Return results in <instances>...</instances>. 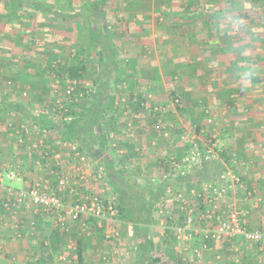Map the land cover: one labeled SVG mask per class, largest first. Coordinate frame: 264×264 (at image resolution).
I'll return each mask as SVG.
<instances>
[{
	"label": "rangeland",
	"instance_id": "374dc122",
	"mask_svg": "<svg viewBox=\"0 0 264 264\" xmlns=\"http://www.w3.org/2000/svg\"><path fill=\"white\" fill-rule=\"evenodd\" d=\"M130 1L132 0H114L108 7L106 23L104 21L102 22V24L107 26L112 33V40L108 47H111L110 44H113L112 46L119 54V66L122 65L120 70L114 71L110 76L112 81L111 90L109 91L110 94L107 98L109 109L103 122V126L108 128L109 116L113 115L115 117L117 131L112 132L113 136L109 139L107 153L119 161V164L129 172L131 178L136 179V183L132 182L130 184V193L131 201L136 208H139L140 205L142 206L143 203H146V201L150 199L151 195L146 188L141 189L138 186L139 183L143 184L145 187V184H148V181H154V183H157V179L162 178L164 173H169L168 171L166 172L164 168L158 166L157 160H163L165 158L168 160L169 157L175 155V152L179 151L182 153L188 149L187 143L185 144V142H182L181 137L185 135L186 141L188 142L189 136L191 137V135L197 132V127H202L203 125H206L203 128L207 127L206 119H208V114L209 116L211 114L209 111L208 114L204 111V114L202 113V110L207 107L210 111L213 110V112H217L216 116H210L212 123L214 124L211 125L214 126L213 128L218 127V124L224 122V120H222L223 117L224 119L229 118V114L235 115L236 111L227 108L226 112L222 113L223 109L222 107H219L217 101H207V98L204 100L201 99L199 95L202 91L199 92L198 90H195V88L198 89L197 84L194 85L191 82L183 83L178 79L172 81L169 86L172 88L175 87L174 90L176 89L175 91L178 93L181 92L179 90V85H181V88H190L191 91L189 98L185 91H182L184 96L181 97V95H179L182 100L180 101V105L173 104V98L169 93L170 90L167 89L164 91L162 86V91H159L157 94H153L151 89H147L145 85H140L143 87L142 89H134L136 83L132 85L130 80L131 68L130 61H127L129 60V54L126 49H131V47L137 48V51L145 49L144 53H148L151 49L150 45L147 49V45L144 47L141 46L146 40L147 43L149 42V44H151L150 42L152 41H150V39H152L154 40V44L164 43L169 45V52L172 54L177 51L175 45H181L182 48H184V43L181 42L178 44L179 39H175L174 37L170 38V41L163 40L162 34L168 29H173V27L168 25L161 16L154 13L153 0H139L136 4H130ZM124 29H127L126 31L129 29V32H125ZM61 31V33H68L66 35H68L72 41L71 47L67 46L63 51H59V55H62L60 56L59 61V69L61 72H65L66 67L69 65L70 58L73 57V51L71 50L74 49V45H81V47L88 49L87 55L90 60V66L86 75L83 78H80L76 84L75 93L77 95L81 93V97L77 102H67V110L57 112L53 118L55 121H64V117L67 115L66 113L70 111L68 104H70V106L72 105L73 109L77 106L81 107L88 105L91 100V94L88 95L87 91L89 89H96L99 70L98 59L99 57L102 59L104 54H101V47L96 46L95 43L92 42L91 37L85 31H83L81 35H78L75 31ZM61 33L59 35H61ZM226 36L230 37V35ZM39 39L40 41H43V36H41V38L39 37ZM62 52L64 54H62ZM206 57L208 62L205 63V65H213V59L209 60L212 58V54L206 53L203 59ZM217 58L219 59V57ZM41 59L43 60L44 58ZM218 59L217 61H214L217 63L220 62V59ZM256 65L257 62L251 66L253 67ZM41 68L45 69L43 67ZM172 68L173 67H171V69ZM254 68H252V72L249 73V75H254V73L257 72ZM202 69V78H208V74H210L208 72L212 71V68L203 67ZM167 70H169V68ZM121 72L124 75H120ZM169 73L171 76L175 75L174 72ZM42 75L43 73H41L39 77L46 76L48 81L44 78L42 83L37 85V92H39V95L41 93L45 96V99H37L33 95H30V87L27 85L16 86V84H10L11 82L2 85L3 80H1L0 89L2 88L3 90L5 89L7 93H12L14 95V101H17L23 110L30 111V113L34 115L39 113V111L44 110L47 106L53 105L56 100L60 102L65 100L64 87L67 85V80L56 78L59 80L58 83H56V81L51 79V75ZM262 83L263 82L260 84L262 85ZM199 85L204 86L203 83H200ZM207 85H209V81H207ZM242 86L243 88H247L245 85ZM238 88L242 87L239 86ZM257 92L258 91L256 90L255 93ZM253 97V99H256L255 96ZM194 98L196 99L195 101ZM35 100H37L38 103H35ZM238 101L243 105L248 104L246 101ZM253 101L262 104L260 105L261 108L257 109V112L253 111L254 115L258 117L259 120L264 119V99H261L260 101L256 99ZM155 111H161V114L159 113L160 116L154 121L152 112ZM1 112L0 117L3 118ZM4 113H6L7 117L10 116L12 121H16L15 124H18V126L21 122L27 124L26 126H33L29 123V119L24 120L19 117L21 115L20 112L7 110V112ZM155 124L164 125L169 129V137H161L159 132L154 128ZM44 130L45 129H43L42 132L39 130V132L33 131L32 133H29L23 142L26 143V145L20 147L18 145L19 148L16 146L17 144H13L14 140L11 141L6 150L2 148V144L4 142V131H7V129L4 127L0 130L3 131V134L0 132V137H2L0 139V173H2L3 170L5 173L11 166H19L20 171L19 168L16 171L17 177L21 178V176H23V179L27 181L22 188L34 185L35 183L42 181V179H46L50 184H54L56 182L54 181L56 175L62 174L63 176H66L68 185L58 192L60 196L63 195L66 199L70 198L72 199L71 201H75L79 195H73L74 192L72 193V190H85L88 194L98 195L101 198L107 197L108 199H112L113 203H116V193L113 191L112 186L107 179L97 178V180H93L91 177L89 183H83L77 180L78 182H76V186L73 184L69 186L70 181L73 178L72 171L76 166L81 165L84 171L89 169V171L93 173L97 172L100 164H98V160L90 158L80 151L77 153L78 155L76 154L77 156L74 155L73 152H70L71 154H69L68 148L62 145V143H64L63 141L57 140L55 142V144H57V151L54 152L52 158L46 164H42L39 157H35L34 162H31L30 152H28L29 144L38 143L40 144V147H42L48 140L51 142L50 134ZM140 130H143V133ZM120 138L122 140L121 143H126V146L121 145ZM199 138L201 139V137ZM136 145L138 146V149L135 152L133 148H135ZM133 150L134 152H132ZM172 174L170 173V175ZM3 182L10 186L16 185L14 181L11 182L6 177ZM174 188L175 187L171 185L166 186L165 196L162 201L157 204V210L154 212L153 222L149 232L154 243L152 254L154 256H159L162 264H178L179 259L181 260L182 258L192 257V251L195 248L201 249V255L203 257L205 251L208 249V247H206V250H203L202 242L200 241L193 245V249L189 250L191 245L190 248L187 246V243H189L188 241L178 239L174 233L172 235H166L164 228L166 215L173 214L175 218L179 217L178 211L180 209V204H178L179 201L177 200ZM79 194H81V192ZM73 196L76 197L73 198ZM2 199V193L0 192V264H41L40 258H37L39 257V247H35L39 246L38 243L42 238L41 234H38L40 230L42 231V227H48L49 233L55 235L54 243H49V240H47L48 244L45 248L47 251L46 257L52 258L51 260L53 262L51 264H76L74 261L75 250L74 252L70 250L72 248H68V245H73V242L75 243V239L77 238H81L85 242V253L88 251L91 252L89 255V263L91 264H132L133 260H135L141 253L139 251V240L132 234L131 225L127 226L122 224V222L117 221H112L109 224L104 223L101 226L103 232L100 230L102 232L100 234L94 232L92 224H94L95 221L91 219L90 223L89 218L86 226H80L77 230H74L75 224L68 219H65L63 224L60 225L53 217L44 212L38 213L39 215L37 218H34V214L27 212L26 209L21 207L5 210L1 206ZM160 203L163 205L161 204L160 206ZM240 208H243L244 211L248 209L246 207ZM141 211L143 210L141 209ZM33 219L36 221L35 227L33 229L24 228V226L27 227L29 221ZM113 220L115 219L113 218ZM46 222H48L49 225H47ZM72 226L74 228H72ZM106 230L108 231L105 232ZM98 234L101 238L97 236ZM106 234L108 236L105 237ZM172 236L174 237L173 239L171 238ZM6 238L7 240L14 241L11 249L5 245L4 241H6ZM21 238H24L29 242L25 244V242L22 241L24 246H19V242L17 241H20ZM31 241H35L36 243L31 245ZM43 241L44 240H42V242ZM211 248L212 249L209 253H214L215 249L216 252L218 250L214 246H211ZM237 250L239 251V249ZM12 251L14 253H12ZM237 252L232 253L237 254ZM103 254L107 255L104 260L102 259V256H104ZM211 259L212 258L210 257L209 260ZM214 259L215 256L212 259L213 261H211L217 264V261H214ZM100 260H103V262H100ZM86 263L88 264L87 260Z\"/></svg>",
	"mask_w": 264,
	"mask_h": 264
},
{
	"label": "trees",
	"instance_id": "16d2710c",
	"mask_svg": "<svg viewBox=\"0 0 264 264\" xmlns=\"http://www.w3.org/2000/svg\"><path fill=\"white\" fill-rule=\"evenodd\" d=\"M114 0H0V83H8L9 75L6 67L11 62L16 61L9 57L8 53H3V47L8 42L5 40L10 37L19 39L20 49L13 53L14 55L25 56L32 53L33 48L37 46L47 47L46 43H51L50 57L60 58L56 42L59 37L68 33L63 31H75L81 35L85 31L96 46L101 47L102 59H98V84L96 89H90L91 100L86 106H77L73 109L68 104L70 116L68 121H55L51 117L33 118L37 119V126L44 128L51 138L45 145L37 149H29L30 160L33 163L35 157H39L42 164H46L57 151V140L74 143L78 151L86 156L98 160L99 166L103 168L104 179H107L113 191L116 193L117 201L113 208L116 210L115 218L122 224H130L133 235L139 240V251L141 252L132 264H155L160 262L159 256L152 254L154 243L150 236V227L153 222L154 212L157 210V204L162 201L165 194L166 184L161 180L157 183L148 181V184L139 183L141 189L149 190L150 199L136 208L131 201L130 184L136 183V179L131 178L129 172L124 169L119 161L107 153L109 148V139L112 132H116V119L113 115L109 116V127L103 126V122L109 109L107 98L111 90L110 76L114 71L120 70L118 54L115 48L110 44L112 33L102 22L106 23L108 7ZM139 0H132L130 4H136ZM153 11L161 16L165 22L181 33H177L182 41L189 44L195 42V29L198 32L203 31L202 37L204 49L200 53L216 54L234 53L235 64L239 63L238 72L251 73L253 61L262 60L264 62V0H153ZM104 25V26H103ZM189 29H193L190 32ZM221 29H228L226 32ZM127 29H124L125 32ZM61 33V35H59ZM219 34L220 40H211ZM229 34L230 37L226 35ZM36 35L43 41L38 39ZM210 40V41H209ZM24 41V42H23ZM220 42V43H219ZM200 43V41H199ZM32 45V49L25 50L24 45ZM5 45V46H4ZM9 45V44H8ZM43 45V46H42ZM54 45V46H53ZM227 45V46H226ZM226 46V47H225ZM225 47V48H224ZM40 48V47H38ZM228 50V51H226ZM245 51L242 53V51ZM88 49L81 45H74L69 65L64 73L59 69L60 62L55 65L49 63L47 69H42L43 75L57 76L65 80H79L89 71L90 60L87 55ZM217 51V52H216ZM28 52V53H26ZM26 53V54H25ZM71 54V53H70ZM211 58V59H212ZM6 60L7 62H3ZM216 60V59H215ZM243 62L249 65H244ZM6 64V65H5ZM12 65V64H11ZM14 66V65H13ZM16 68V67H15ZM18 71V69H16ZM235 69H231L230 71ZM12 71H15L13 68ZM20 72V71H19ZM264 75V69H261ZM239 74V73H238ZM251 81L256 82L257 72L250 74ZM6 77H8L6 79ZM4 90L0 89V103L15 108L4 97ZM170 95L174 99L181 98L184 93L170 90ZM166 104V103H165ZM169 106V105H168ZM54 104L44 108L49 113L52 112ZM170 109V108H169ZM161 111L152 112L154 121L160 116ZM204 113V110H202ZM205 114V113H204ZM34 122V121H33ZM159 132V131H158ZM159 135L162 137L161 132ZM51 144H50V143ZM187 148V146H186ZM106 152V153H105ZM108 154V155H107ZM183 152H175V159L179 160ZM161 158V157H160ZM170 158V157H169ZM223 160L229 163L231 158L223 155ZM157 164L160 168L166 169L170 166V160L158 159ZM225 168L223 163L216 160L204 159L200 165L191 167L187 175L181 176L179 180L189 187L200 189L202 184H207L215 178L216 174L222 172ZM156 182V181H155ZM171 182H169L170 184ZM199 191V190H198ZM82 193V192H81ZM85 195V193H83ZM92 195V194H88ZM145 204V205H144ZM203 210V206L200 207ZM141 209L143 211H141ZM180 220L184 214L178 211ZM94 220V219H92ZM216 218L214 222H216ZM95 221V220H94ZM181 222V221H180ZM176 221L173 214L165 217L166 235H172V225L180 223ZM174 238L173 236L171 237ZM171 239V240H172ZM85 245L81 238L75 239V262H83L85 254Z\"/></svg>",
	"mask_w": 264,
	"mask_h": 264
},
{
	"label": "crops",
	"instance_id": "0c3cea01",
	"mask_svg": "<svg viewBox=\"0 0 264 264\" xmlns=\"http://www.w3.org/2000/svg\"><path fill=\"white\" fill-rule=\"evenodd\" d=\"M227 30L228 29H221V31L223 32L224 31L226 32ZM181 31L176 30L174 28L173 29L171 28V30L168 29L165 32L163 31L164 33L162 34V36H163L164 41L166 40L170 41L171 40L170 38L174 37L175 39H179L178 44H180L181 42L184 43L183 45L184 48H182L181 45L179 46L175 45L177 47L176 48L177 51L172 54L171 52H169V48H170L169 45L164 44V43L154 44V40L152 39H150V41H152L150 42L151 44H149V42L147 43L146 42L147 40H146L145 43L143 42V45L141 46V47H144L145 45H147L146 46V49H147L149 48L148 46L150 45L151 49L150 51H148V53H144L145 49H142L141 51L140 50L137 51L138 49L133 48V47H131V49H126L129 54V60L127 61H130L131 71L130 70L129 71L131 72L130 74L131 83L132 85L136 83V85H134L135 86L134 89H142L143 87H141L140 85H145L147 89L148 88L151 89L153 94L154 93L157 94L159 91H162L161 86L164 91H166L167 89L174 90L175 87L172 88L169 85L172 83V81H176L177 79L183 83L191 82L194 85L196 84L198 85V89L195 88V90H198L199 92L202 91L201 94L199 95L201 99L204 100L207 98V101H212V100L217 101L219 103L218 104L219 107H222L223 109L222 113H225L227 108L233 109L236 111L235 115L229 114V118L224 119L223 117L222 120H224V122L218 124L217 125L218 127L213 128L214 126L209 125L206 128H203L206 126V125L205 126L203 125L202 127L201 126L197 127V132H201L202 130H205V132L203 133L204 135H202L201 137H205V136L214 137V140L217 141L216 151L219 156L217 160L220 162V164L223 163V165L226 168L232 169L235 172V174L240 178V181H242L244 185V189H241L237 186L230 188L229 192L225 194V197H223L221 201L220 200L218 201L217 204L220 208V212L223 213L226 209V206L229 204H234L238 206L239 208L246 207L248 208L246 209L247 227L252 230L258 229L262 231L263 233L262 239L253 244L246 242L240 237H235L229 241H224L221 243H211L209 244V247H208L209 250L208 249L206 250V248H203V250H206L203 257L201 255L200 257L187 258L189 261L188 264H206V262L207 264H211V263L216 264L215 262H212L213 261L212 259L214 258V256H215L214 261H217V264L218 263L219 264H264V119H262L263 121L259 120V118L256 117L253 112V111L257 112V109H260L261 108L260 105H262L259 102L253 101V100L258 99V101H260L261 99L262 100L264 99V75L261 72V69H264V62L262 60H257L256 66H253V67L250 66L251 69L255 67L254 69L257 70V76H258L257 80L258 81L260 80L257 84L256 82L251 81V76L248 73L240 74V72H238V68H240V65L242 64H240V62L235 64L234 60H235L236 54L234 53L227 52L224 54V53L218 52L216 54V58L214 59L212 58L213 65L206 66L205 63L208 62V59L207 57L203 59L206 53L204 54L200 53V51L204 49L203 44H201L203 41V38H201L203 31L198 32V30L196 29L194 30L196 38L193 44H189L187 41H182V38L176 35L178 32L181 33ZM189 31L193 32V29H189ZM220 37L222 38V36L217 34L216 36L211 38V40H220L221 39ZM59 38L61 39L58 42H56V46H55L57 47L58 51H63V49L67 48V46L71 47L72 41L70 40V37L68 35L66 34L65 36L62 35ZM38 39L39 37L36 35V41ZM5 41L8 43L6 46L4 45L5 47H3L2 52L6 54L8 53L10 58L16 60V61L11 62V59H10L8 64L7 65L5 64L6 67H8L7 69L8 73H10L9 75L10 81H8V83L11 82L10 84H13V85L16 84V86L27 85L30 87V91H29L30 95H33L37 99L39 98L45 99L46 98L45 96H43L41 93L39 95V92H37V89H38L37 85L41 84L44 78L46 81H48L45 75H42L45 77H39V75L42 73L41 67L47 69L46 67L49 63L51 64L53 63L52 65H55L57 61H60V58L58 57H56V59L53 57L52 59H49L51 55L49 48L52 47V44L46 43L47 47H49L47 49L43 48L44 47L43 45H42L43 47H41V45L37 46V48H33L32 53L26 52L28 54L25 56V59H22L24 57L22 55L13 56V53L17 52L20 49L19 44L21 43L19 42V39L17 40L16 36L10 37V38L7 37ZM32 45L33 44H30L27 46L25 44L22 48L28 51V49L30 50L32 49ZM116 52L118 54V51ZM244 52L245 51L243 50L242 53ZM62 54L64 53L62 52ZM217 57H219L220 59V62L218 63L215 62L218 59ZM41 58H44V59L42 60ZM117 58L119 60V54ZM212 59H209V60H212ZM3 62L6 63L7 61L4 60ZM253 62L255 63L256 61H253ZM243 63L244 65L246 64V62H243ZM246 65H249V63ZM171 67H173L174 70L173 68L171 69ZM203 67L210 68V69L212 68V71L208 72L210 73L208 74V78L206 77L204 79L202 78V71H203L202 68ZM13 68L15 69V71H12ZM168 68L169 70H167ZM16 69H18V71ZM231 69H235V72H233L234 70L230 71ZM169 72H174L175 75L171 76ZM120 75H124V74L121 72ZM172 77H173V80H172ZM7 78L8 77H6V79ZM56 78L58 77L54 76L53 74L51 79L53 81H56L57 83L59 80ZM207 81H209V85H207ZM261 82H263L262 85L260 84ZM200 83H203L204 86L199 85ZM242 85L247 86V88H243ZM239 86L242 88H238ZM179 90L185 91V93L188 95V98L190 97V93H191L190 88H185V87L181 88V85H179ZM256 90L258 91L257 93H255ZM3 94H4L5 99L11 102V104H15L16 106L15 108H12L8 105L0 103L1 104L0 107H2L0 108V112L3 109V111L1 112V114L3 115V118L0 117V130H2L5 127L8 131V132L4 131V137H3L4 142L2 144V148L6 150L9 147V143H11V141L13 140H14L13 144L15 145L17 144L16 145L17 147L18 145L19 147L22 145H26V143L19 142L17 138V135L19 136L24 131V128H26L27 130L29 129L30 133H32L33 131L39 132V130L42 132L44 128L37 126L36 123L38 120L33 119V118H42V116L38 117L36 114L34 115L31 114L30 111L23 110L20 104H18L17 101H14V95L9 92L7 93L5 89H4ZM253 96H255L256 99H253L254 98ZM195 100L196 99L194 98V101ZM238 100L246 101L248 102V104L243 105L239 103ZM35 103H38V101L35 100ZM53 104L55 105V102ZM7 110L12 111V112L14 111L20 112L21 115L19 117L23 118L24 120L29 119V123L33 125L32 126L33 128L30 126H26L27 124H23L22 122L20 124L21 127L20 125L18 126V124L16 125L15 124L16 121H12V118H10V116L7 117L6 113H4V112H7ZM206 110L209 111L212 116L214 115L216 116L217 112H213V110L210 111L209 108L207 107L204 109V111ZM140 131H142L143 133V130H140ZM0 132L3 134V131H0ZM1 138L2 137H0V139ZM25 138L26 137L24 136V139ZM121 142L122 140L120 141V143ZM121 145L126 146V143H121ZM137 145H138V142H137ZM137 145L135 148H133L135 152L138 149ZM134 150L132 152H134ZM223 155L231 158L229 163L224 162ZM208 160H216V159L211 158ZM99 168H102V167L99 166ZM223 170L219 174H216L215 178L212 179V181H210L209 184H212L214 187H218L220 184L224 183V179L222 177ZM19 171H20V168H19ZM190 172H191L190 170L187 172H184L182 170L175 176H172V177L168 176L167 178L162 177L160 179H157L158 180L157 182L163 180L165 181L164 184L175 187L174 188L175 193L182 192L184 196L188 197L189 200L192 199L195 202V210H194L195 214H198L199 210L201 209L200 208L201 206H203V208L205 209V208H208L209 205L207 203H204L201 198L199 199L197 198L195 200V198L189 197L188 189L194 188V187L193 186L189 187L187 186L186 183L181 182V180H179L181 176L187 175ZM86 173L90 177L89 181H91V177L93 180H97V176L99 175L98 170L97 172L91 173L89 169H86ZM2 175H5L4 170L2 171ZM3 179H5V177ZM99 179H104V175H102V177ZM43 180H46V179H42V181ZM55 180L56 179H54V181ZM89 181H87V183H89ZM14 182L16 184L14 187H22V186H25L27 181L23 179V176H21V178L17 177ZM76 182H78L77 179L72 178L69 186L71 184L76 186ZM169 182L171 183L169 184ZM203 185L204 184L200 186V189H198L199 191L202 189ZM194 189L197 190L196 188ZM251 190H254V193L252 196H248L247 191H251ZM80 192L82 193L79 194ZM72 193L73 195L79 194L80 198L83 197V193L88 195V193H86L85 190L83 191L82 190H72ZM2 197H4L3 193H2ZM75 197L76 196H73V198ZM61 199L64 203L72 202L71 201L72 199L70 198L66 199V197L63 195H61ZM161 204L162 203H160V206ZM178 204H180L179 211L181 210L180 212L184 214L183 210L181 209L180 201ZM240 209H243V208H240ZM26 211L34 214V218H37V216L39 215L29 210H26ZM113 218L115 220H113ZM113 218L112 220L110 219L108 222L106 221L105 224H109L112 221L120 222L115 218V216ZM91 219L93 218H90V221H89L90 223H91ZM176 221L180 222L181 220L179 217H177ZM86 223L84 224V226H86ZM46 224L49 225L48 222H46ZM103 224L104 223L99 225L98 222L95 220L94 224H92L94 232H98L101 234L103 232L101 230L102 229L101 226ZM129 225L130 224H127V226ZM73 226L72 228H74ZM80 226L81 225L79 223H76L75 224L76 229L74 228V230H77V228ZM24 228L28 229L29 225H27V227L24 226ZM41 229L42 231L40 230L38 234H41L42 238L40 239L38 243L39 246L35 247V248L39 247L38 248L39 257H37V255L36 257L38 259L40 258L41 264H51L53 262L51 260L52 258L46 257L47 251L45 250V248L48 244L47 240H49V243H52V244L54 243L55 235L54 234L52 235L51 233H49L48 227H42ZM131 230H132V227H131ZM107 231L108 230H106L105 232ZM131 232L133 234V231ZM97 236L99 237V234ZM106 236L108 235L106 234L105 237ZM42 240L44 241L42 242ZM22 241H24L25 244L29 242L28 240L21 238L20 241H17L19 242V246L23 245ZM200 241L201 240L199 236H192L191 239L188 241L189 243H187V246L189 248L191 245V248L189 250L193 249L192 248L193 245H195V243H199ZM4 242H5V245H7V247H9L10 249H11V246L13 247V243H14L13 240H7L6 238V241ZM35 243H36L35 241L30 242L31 245H34ZM83 243L85 245L84 241ZM211 246L216 247L218 249L217 252L215 249L214 253H209V251H211L212 249ZM237 249H239V251ZM70 250L74 252L75 250L74 242H73V248ZM232 252H237V254H234ZM12 253L14 252L12 251ZM90 253L91 252L88 251L87 253L84 254L83 262L80 264H87L86 260L88 261V264H91L89 263ZM103 255L104 256H102V259L104 260L105 256L107 255L106 254H103ZM210 257L212 258L211 259L212 261L209 260ZM103 260L102 261L100 260V262H103Z\"/></svg>",
	"mask_w": 264,
	"mask_h": 264
},
{
	"label": "built area",
	"instance_id": "2783aa9c",
	"mask_svg": "<svg viewBox=\"0 0 264 264\" xmlns=\"http://www.w3.org/2000/svg\"><path fill=\"white\" fill-rule=\"evenodd\" d=\"M77 80H68L67 85L64 87V101H55L54 108H52L53 113H49L48 110H41L36 115L38 117H55L57 112L61 110H67V102L73 103L77 102L81 97V93L78 95L75 93ZM58 83V82H57ZM90 90V89H89ZM89 90L87 92H89ZM70 97V98H69ZM173 104L180 105V99L176 98L173 100ZM160 110V109H159ZM208 114V111H205ZM211 116V115H210ZM208 114V119H206L207 126L212 125V119ZM70 116H65L64 121H68ZM154 128L161 132L163 138H168L170 135L169 129L164 125L155 124ZM39 130V129H37ZM195 132V131H194ZM205 130L200 133L195 132V134L189 136L188 142L186 141V136H182V142L187 143L188 149L183 152V156L177 160L174 156L169 158L171 165L164 169L166 172L162 176L167 178L172 177L181 172L189 171L193 166L200 165L204 159L215 158L218 159L219 156L216 151L217 141L214 137H201L204 135ZM29 129L24 128V131L18 136L19 142H24V136L27 137L29 134ZM113 134H110L112 138ZM201 137V139L199 138ZM62 145L69 150V154L73 152L74 155L79 153L77 146L74 143L64 142ZM40 147L38 143H30L28 149H37ZM77 151V152H76ZM71 152V153H70ZM78 155V154H77ZM76 155V156H77ZM19 166H11L5 175L0 173V192L3 193L4 197L1 201V206L5 210H10L11 208H23L33 213H46L53 217L60 225L63 224L65 219L76 224L79 223L81 226L87 222L89 218L95 219L99 225L108 222L110 219L116 215V210L113 208L112 199L101 198L98 195H83V197L77 198L75 201L70 203H64L59 195L68 181L66 176L62 174H57L55 177V183L50 184L49 181L43 180L35 183L26 188L14 187L6 185L3 182V178L6 177L8 180L15 181L17 178V169ZM173 172V174H172ZM99 175L97 178H101L103 175V169H98ZM170 173L172 175H170ZM72 177L77 180L86 183L89 181V175L84 171L81 165L76 166L72 171ZM222 177L224 183L220 184L218 187H214L212 184H204L200 191L194 188H189V197L201 198L204 203L209 205L208 208L199 210L198 214H195V202L188 197L184 196L182 192H176L177 200L181 203V209L184 212V217L180 223L172 225L173 233L178 239L189 241L192 236H199L202 247H209L211 243H221L224 241H229L235 237H240L246 242L253 244L262 239L263 233L258 229H249L247 227L246 216L247 211L238 208L234 204L227 205L223 213L220 212L218 206V201L225 197V194L229 192L230 188L237 186L244 189V185L240 178L235 174V172L226 168L223 170ZM153 181V180H152ZM254 190L247 191L248 196H252ZM79 195V194H78ZM217 219L214 222V219ZM36 221H29V228H34ZM68 248H73V245H68ZM201 249L195 248L192 251V257H200ZM187 258L179 259L178 264H188ZM155 264H162L157 262Z\"/></svg>",
	"mask_w": 264,
	"mask_h": 264
}]
</instances>
